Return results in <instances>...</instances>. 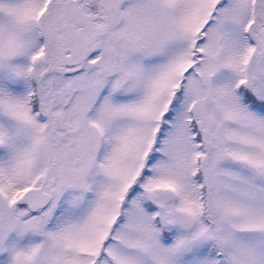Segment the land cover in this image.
I'll return each mask as SVG.
<instances>
[{
  "label": "snow or ice",
  "instance_id": "1",
  "mask_svg": "<svg viewBox=\"0 0 264 264\" xmlns=\"http://www.w3.org/2000/svg\"><path fill=\"white\" fill-rule=\"evenodd\" d=\"M0 264H264V0H0Z\"/></svg>",
  "mask_w": 264,
  "mask_h": 264
}]
</instances>
